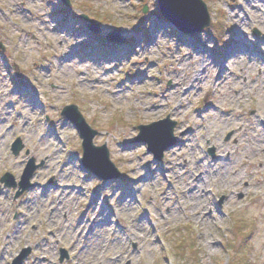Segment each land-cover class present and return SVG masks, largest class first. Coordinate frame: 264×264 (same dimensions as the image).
Masks as SVG:
<instances>
[{
	"label": "clouds",
	"instance_id": "clouds-1",
	"mask_svg": "<svg viewBox=\"0 0 264 264\" xmlns=\"http://www.w3.org/2000/svg\"><path fill=\"white\" fill-rule=\"evenodd\" d=\"M64 2L74 17L92 23L73 11L71 0L0 3V38L4 34L15 37L7 40L6 55L4 45L0 44V171L15 173L17 181L24 176L27 183L24 168L28 161L41 164L35 174L36 182L29 185L23 200L26 215L39 218L38 228L34 232L29 225L20 237L14 238L4 227L0 234V264L10 261L48 264L41 257L47 254L50 260H58L61 245L74 253L68 264H264V36L259 32L245 34L250 31V24L245 22L246 17L241 19L230 9L234 0H219L224 30L212 36L202 26L198 33L202 48H196L187 38V42H181L173 26H154L152 16L159 0H152L154 7L144 8V19L135 28L119 30L136 41L133 50L163 46L159 60L164 64L160 70L162 80L153 86V91L158 90L161 95L151 96L146 94V88L123 89L117 84L118 77L104 71L105 65L127 56L71 55L88 35L77 34L81 32L80 23L72 33L57 30L52 19L53 5ZM194 2L199 4V0ZM240 3H259L264 19V0H240ZM25 8L30 12L24 13ZM21 13L24 23L29 25L28 31L37 33L40 39L35 35L28 37L23 25L15 19ZM142 22L143 33H150L148 41L140 34ZM229 24L235 27H227ZM96 26L105 31L117 30ZM234 31L240 33L244 45L215 61L210 51L223 48L232 40ZM50 32L56 34L54 38L49 37ZM181 44L192 55L177 60L166 54L172 45L179 48ZM250 47L255 52L249 51ZM168 60L171 62L165 63ZM38 63H49L54 77L71 74L93 94L111 96L112 103L126 106L130 115L139 113L158 119L159 123L140 128L117 125L98 133L88 128L78 113L75 120L61 116V112L76 111L52 107L63 93L57 94L55 100L46 96L43 101L36 94L33 102L14 90L13 76L35 79ZM170 68L178 70L174 77L178 81L177 90L169 89L164 95V85L173 78ZM222 77L225 81L216 84ZM32 91L35 93V89ZM63 98L71 99V95ZM202 99L207 107L195 111ZM246 104L256 111H246ZM224 108L231 111H221ZM173 116L180 122L173 123ZM66 129L72 130L70 137ZM161 130L169 142L157 152L149 139L141 138ZM230 132L232 135L226 140ZM133 133L135 138H131ZM16 136L21 137L17 143L25 148L24 154L12 148ZM96 136L102 137L99 142L103 147L94 146L92 138ZM81 137L82 156L74 151L64 152L67 144H79ZM121 137L125 138L122 144L118 143ZM109 144L119 150L140 149L120 160L127 175L117 172L109 159ZM177 145L184 149L179 155L178 149L174 151ZM88 148L103 154L117 179L105 182L82 167ZM52 176L55 179L48 183ZM12 179L11 176L0 179L3 225L9 224L21 207L15 192L5 190V183ZM59 185H80L74 191L82 192L84 199L60 193L50 196L49 189ZM100 192L105 193L104 202L94 216L100 231L88 244L82 238L77 239L73 225L88 199L94 202ZM113 200L115 203L110 204ZM53 207L57 208L55 213H51ZM50 229L55 232L51 238ZM24 248L30 251L23 252Z\"/></svg>",
	"mask_w": 264,
	"mask_h": 264
},
{
	"label": "rangeland",
	"instance_id": "rangeland-1",
	"mask_svg": "<svg viewBox=\"0 0 264 264\" xmlns=\"http://www.w3.org/2000/svg\"><path fill=\"white\" fill-rule=\"evenodd\" d=\"M202 1L206 4L208 13L210 15V25L206 27L204 31L211 33L212 36H217L224 30V16L220 8L217 6L219 0ZM0 3H3V0H0ZM146 6L150 8L154 7V5H152V0H71V7L73 11H76L90 20H93L94 24L96 25H103L108 28L117 29L105 31L99 28L100 33L97 34H94L91 30H89V23L74 17L69 11L68 7L62 3L59 5H53L52 19L56 22L57 30L68 31L72 33L75 31V25L80 23L81 32L77 34L86 33L88 35V39L83 44L74 48L71 55H78L81 58H117L116 54L120 53L121 56H127V59H116L113 63L105 65L104 71L108 75L118 77L117 84L122 85L123 89L134 87L146 88L147 95L160 96L161 93L158 90L153 91V86L155 85L156 81L162 80L160 70L163 69L164 64H161L159 60L160 51L164 50L163 46H161L159 49L140 47L133 50L132 47L136 41L130 39L126 33L119 31L120 29L135 28L137 26V22L144 19L143 13ZM229 7L239 15V18L245 19L246 17L245 22L250 24V31L246 32L245 34L251 35L253 33L259 32L262 36H264V19H262V9L259 3H248L247 5H242L240 0H234V2L229 5ZM241 8H244L243 13L241 12ZM157 11H159L158 6ZM157 11L156 13H153L152 16L154 26L157 25L159 27H163L164 24L173 26L161 14H158ZM0 12H2V9H0ZM23 12H30V9L25 8ZM183 18L190 19L188 16ZM15 19H17L23 25L24 31L27 33L29 38L35 35L37 39H40L37 33L28 31L29 25L24 23L23 13L16 16ZM43 23L47 24V20H44ZM227 27L234 28L235 26L229 24ZM173 28L175 30V34L180 37L181 42H187L185 40V38H187V40L190 41L194 47L202 48L198 38L199 32L192 35L179 32V30H177L174 26ZM140 30V34L143 35L144 40L148 41L150 39V33H143V22L141 24ZM113 31L120 33L121 42H116L118 45L116 47L105 46L104 44L111 45V42H108L107 38ZM55 35V33H49L50 38H54ZM9 39H15V37L11 36L10 34H4L3 38H0V44L4 45L3 49L5 55L8 51L7 40ZM102 41L104 44H100ZM243 45L244 41L242 40L240 33L234 31L231 41H229L223 48H216L210 51L209 54L215 61L219 62L225 56L231 54L234 50L239 49ZM248 50L255 52V49L251 47ZM166 54L177 60H183L185 56L192 55L188 49L183 46V44H181L179 48H177L175 45H172ZM170 62L171 60L165 61V63ZM35 67L37 69L35 79L29 77L26 80L24 79L23 75L13 76L14 90L16 92H20L33 102L35 101L36 94H38L41 97V101H43L44 97L46 96L55 100L57 94L63 93L62 98L57 101V103L52 105V107L64 109L71 105L78 106V110L85 117L88 125H90L91 128L98 133H102L103 131L114 128L117 125L122 127L131 126L133 128H137L139 125H149L150 123L159 121L158 119L146 118L139 113L130 115L126 106L114 105L112 103L113 98L111 96H105L100 93L93 94V90L80 86V82L77 81L71 74H61L60 76L54 77V69H52L49 63H38ZM23 71L24 70H22V72ZM27 71H31V69H28ZM168 71L172 73L173 78L169 79L164 85V95L168 94L169 89L171 92H175L178 85V81L174 78L178 74V70L175 68H170ZM224 81L225 78L222 77L221 80H217L215 83L222 84ZM32 89H35V93H33ZM68 95H71V99L63 98L67 97ZM211 102V100H208V103ZM206 107L207 105L202 99L201 102L196 105L195 111H203ZM244 107L249 113L256 111L255 107L250 105L246 104ZM221 111H231V108H224L221 109ZM206 114L207 113H205V115ZM148 115L151 116V114ZM48 118L51 117L49 116ZM172 121L176 123L180 122L179 118L175 116L172 117ZM184 131H187V129H184ZM65 132L70 137L72 130L66 129ZM135 135L136 134L133 133L131 138H135ZM228 135L231 137L232 133L230 132ZM18 138L21 141V137L16 136L14 139H12V144ZM124 139V137H121L118 143H124ZM101 140L102 137L97 136L94 139V145L97 147L104 146L99 142ZM81 145L82 139L80 138L79 144H67V146L64 148V152L74 151L78 155L82 156L83 154ZM108 149L110 160L116 166L118 172H120L121 175H127L125 168L121 167L119 162L121 159L130 156L132 151L138 153L140 149L136 148L134 150H119L114 149L112 144L108 145ZM177 149V155H179V152L184 151V149L179 145L176 146L174 151ZM19 153L24 154L25 148L22 147ZM63 155L64 153H61L62 157ZM164 157L167 159V153L164 154ZM209 159H211V157H209ZM31 161L32 159L28 161V166ZM169 163H171V161H169ZM34 164L36 165L37 169L35 168L33 171H31L28 166L24 168V172H26V169H29L28 172L31 173V179L29 180L31 184L36 182L35 174L41 168L40 162H35ZM83 168L87 170L85 167ZM168 174L170 175L171 173L169 172ZM7 175H10L13 178L11 182L16 184L21 182L20 180L23 177L22 176L21 179L17 181L15 179V173L0 171V179ZM131 178L134 177H130V179ZM54 179L55 176L49 177L48 183H51V181ZM109 181L111 180L106 179L105 182ZM79 187L80 185L54 186L49 189V194L50 196L54 193H60L70 197L79 196L80 199L83 200L84 194L82 192L74 191V189ZM97 187H99V185H97ZM5 190L15 192V198L17 202L21 204V207H19V209L12 215V219L9 224H0V234H3L4 227H7L9 233L14 238H18L23 234L24 230L29 225L35 232L38 228L39 218L32 219L31 214L26 215V209L23 207L24 194H26L29 189L23 194L20 193V188L18 189L5 186ZM93 191H95V188ZM104 196L105 193L103 192L97 193V198L95 201L93 202V200L89 198L83 209L80 211L76 223L73 225V230L77 234V239L82 238L88 244L95 240L97 233L100 231V227L98 222L94 219V216L98 214V209L104 202ZM118 196L119 194H117V197ZM109 203H115V200L110 201ZM56 211V207L51 209V213H55ZM112 223H116L114 216L112 218ZM117 234L119 235V230H117ZM54 236V230H48V237L51 238ZM181 243L182 242H177L178 245ZM28 250L30 251L28 248L22 249L23 252H27ZM59 253L60 256L58 260H50L47 254L41 257V259L43 261H47L48 264H68V261L74 257V253L70 251L68 246L61 245L59 248ZM63 253H67V255H64ZM62 254L64 256H62ZM61 259L63 260L61 261ZM13 262L14 261H10V264Z\"/></svg>",
	"mask_w": 264,
	"mask_h": 264
},
{
	"label": "water",
	"instance_id": "water-1",
	"mask_svg": "<svg viewBox=\"0 0 264 264\" xmlns=\"http://www.w3.org/2000/svg\"><path fill=\"white\" fill-rule=\"evenodd\" d=\"M65 5L66 2H64ZM159 7L162 15L169 20L173 25H175L179 30L187 33H195L199 32L202 29L208 27L210 24V16L208 13V9L206 4L199 0V4L196 5L194 0H159ZM189 17L190 19H185L183 17ZM85 17V16H84ZM88 21H91L89 28L94 31L95 33L100 32V29L94 24L93 20H90L89 18L85 17ZM108 39L113 42H119L121 40L120 33L117 31H113L109 36ZM67 109H75V112L69 111L66 113L62 112V116L65 115L68 119L75 120L77 117V113L79 114V118L83 119L84 123L90 128L92 131L97 132L93 130L86 122L85 118L82 116V114L79 112L78 107L76 106H69L66 107ZM159 123V122H155ZM174 123V122H173ZM148 125H142L140 127H147ZM139 127V128H140ZM85 134H87V130L85 129ZM82 138V137H81ZM96 137H93V144L94 139ZM83 139V138H82ZM141 139H149L152 143V148L154 151L158 152V149L160 147L165 146L169 140L167 135L161 130L160 132L156 134H148L146 137H142ZM18 142V141H17ZM15 143L13 145L14 150H21V146L18 143ZM95 146V145H94ZM83 147V143H82ZM109 152V151H108ZM15 154V152H14ZM110 159V154H109ZM83 165L88 168L90 171H92L96 176H99L103 179H116L115 172L111 169V167L106 163V160L104 159V156L102 153L96 152L90 148L86 150L85 158L82 161ZM114 165V164H113ZM115 166V165H114ZM28 168L33 171L36 167L34 166V161L32 160L28 166ZM29 169H26L25 174L28 175L27 183H25L24 178L23 182L21 184L23 191H25L28 187V182L31 177V173L28 172ZM117 170V168H116ZM118 172V170H117ZM120 173V172H119ZM10 175H7L5 177H9ZM12 181V180H11ZM11 181L6 182V186L13 187L15 186V183H12ZM28 252V251H27ZM16 264V262H14Z\"/></svg>",
	"mask_w": 264,
	"mask_h": 264
}]
</instances>
